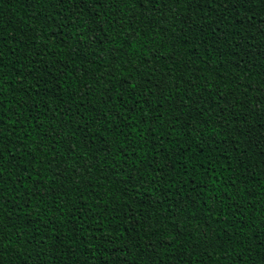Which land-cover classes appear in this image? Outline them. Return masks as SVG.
Returning a JSON list of instances; mask_svg holds the SVG:
<instances>
[{
  "label": "trees",
  "instance_id": "16d2710c",
  "mask_svg": "<svg viewBox=\"0 0 264 264\" xmlns=\"http://www.w3.org/2000/svg\"><path fill=\"white\" fill-rule=\"evenodd\" d=\"M0 264H264V0H0Z\"/></svg>",
  "mask_w": 264,
  "mask_h": 264
}]
</instances>
